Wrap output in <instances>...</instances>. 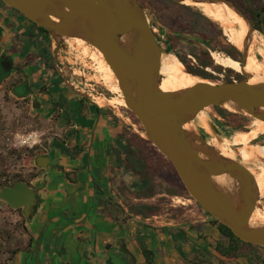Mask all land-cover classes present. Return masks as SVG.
I'll list each match as a JSON object with an SVG mask.
<instances>
[{"label": "water", "instance_id": "obj_1", "mask_svg": "<svg viewBox=\"0 0 264 264\" xmlns=\"http://www.w3.org/2000/svg\"><path fill=\"white\" fill-rule=\"evenodd\" d=\"M1 1L45 29L56 47L55 55L61 44L70 40H84L93 48L111 67L126 108L143 129L139 130L118 110L110 106L109 109L172 164L192 201L243 241L264 248V224L251 223L256 209L264 208L261 205L264 197L260 195L255 175L239 160L222 155L201 132L191 127L200 113L215 107L264 122V81L250 83L252 75L242 71L245 78L240 81L216 83L199 79L200 82L188 88L163 91L161 61L169 52L158 41L139 0ZM170 1L196 7L186 4V0ZM189 1L226 4L246 22L247 44L252 33H257L252 21L232 1ZM240 51L242 60L239 62L245 67L248 45ZM57 69L62 74L58 66ZM77 92L90 99L89 95ZM48 163V157L37 159L41 168L48 169ZM219 177L229 179L230 187L219 185L216 181ZM37 196L38 191L25 182L0 191V199L13 209L23 207L28 219L38 206Z\"/></svg>", "mask_w": 264, "mask_h": 264}, {"label": "crops", "instance_id": "obj_2", "mask_svg": "<svg viewBox=\"0 0 264 264\" xmlns=\"http://www.w3.org/2000/svg\"><path fill=\"white\" fill-rule=\"evenodd\" d=\"M9 15L16 34L37 33L21 16L12 12ZM0 27L12 39L3 21ZM28 51L30 47L23 52ZM61 93L67 105L51 104L48 109L62 114L57 126L65 129L64 141L69 150L61 155L57 147L50 149V164H55L45 188L37 229L61 218L66 222L53 229L67 238L58 242L53 237L49 245L43 243L41 253L46 264L53 263L51 257L58 250L75 255L79 247L86 250L84 264H222L218 245L224 247L225 264H252L244 256V249L237 246L234 250L230 240L211 223L214 218L189 197H183L181 215L170 216L161 200L154 201L156 196H163L162 191L138 195L146 184L131 180L121 166L137 151L139 157L152 159L144 153L145 147L153 149L152 144L111 109L82 100L73 92ZM155 205L165 211L151 213L146 208ZM258 254L264 256V249L259 248ZM71 262L72 258L66 264Z\"/></svg>", "mask_w": 264, "mask_h": 264}, {"label": "rangeland", "instance_id": "obj_3", "mask_svg": "<svg viewBox=\"0 0 264 264\" xmlns=\"http://www.w3.org/2000/svg\"><path fill=\"white\" fill-rule=\"evenodd\" d=\"M140 1L147 11L150 24L154 29L158 41L169 52V54L175 55L184 65L185 69H187L186 65H188L189 67L203 70L209 76V78H203L194 75L198 79L224 83L227 82V79L229 78L233 79V81H240L245 78L243 73L229 66V63L231 62H237L241 65L239 62L242 60L241 51L238 59L230 56L224 48L217 43L219 40H222L221 37L218 38V35H216L217 30L187 8H193L200 14L204 15L200 9L197 7L183 6L170 0ZM255 1L261 4L264 0ZM249 2L250 0H244L246 5H248ZM205 4H208L212 8L246 24L243 18L236 14L226 4ZM242 11L251 20L250 16L244 10ZM11 12L19 16L16 11ZM0 21L4 22V26L7 30L8 28L10 29V27L13 28V25L15 26L6 7L1 3ZM182 21L192 24L193 32L183 33L184 35L181 36V39L185 43L193 42L206 49L212 60V65H202L200 60L193 55L182 57L184 62H186V64H184L180 57L175 54L173 51V44L167 40V27L173 25L176 26L177 23H181ZM8 32L11 35V38L15 39L17 37L16 30L14 31L10 29ZM37 33H35V36L39 37V41H37L36 50H31V54L20 64V67L26 66L33 61L37 53L40 54V68L37 69L34 77L35 79L38 78V81L40 82L36 84V104L33 106L32 99H28L24 103L23 101H19L9 95L7 98H4L3 93L0 92V191L5 187L14 185L20 181L32 182L40 170V167L37 165V159L46 155L51 144L57 139H61L60 135L64 134V130L56 126V116L55 118L53 117L50 119L51 117L49 114L40 111L39 100L41 99L38 100L39 95L43 98V96H46V92L48 93V90L54 91L61 89L68 91L71 90L74 94L80 97L81 95L77 91L87 94L90 96V99L86 98V100L90 102H96L93 95L100 96L97 95L96 92L102 94L105 98H112L115 96L116 100H120L119 97H117V94L115 95L109 90L111 88L116 92L118 84H111L106 87L93 60L89 58L91 53H96L93 48L86 43L82 45L75 40H70L69 42L61 44L57 55H55L56 47L49 35H45L39 31H37ZM257 34L262 38V44L264 45V33L257 30ZM198 36L206 38L208 43L205 45L200 44V42H198ZM3 38L8 42H13L12 39H9V36L5 31ZM223 38L229 42L224 33ZM209 43H213L215 47L209 46ZM86 47L90 50V56L84 54V49ZM18 49L20 50L19 47ZM40 50H43V52H40ZM259 60L264 61V58L259 56ZM57 66L62 72V74L60 73L61 75L58 73L59 70L57 69ZM52 67H54L56 71H54ZM46 70L47 72H50V74L45 73L44 71ZM239 76H241V78H239ZM250 82L253 83L252 81ZM1 90L2 89H0V91ZM101 107L109 109V106L107 105ZM116 107L115 110L121 112L125 117L131 118L132 122L139 130L143 129L140 122L127 108L120 106ZM203 115L207 120L208 128L203 127L199 121L194 122L191 127L201 132L208 142L211 144L214 140L219 143L228 142L229 147L234 151H237L240 146L235 145L232 141V138L235 135L236 138L243 141L252 142L254 152H250V154L252 157L258 156L261 145H264V133L261 130L257 131L252 125V122L254 121L252 118L239 115L246 119L242 118V127L236 128L232 125L226 124V120L218 114L215 108L205 110ZM152 148L153 149L145 147L144 153L156 161L166 160L165 157L154 147ZM260 163V165H250L254 169L253 171L248 165H245L244 163L242 164L250 169L254 175L264 174L260 169L261 167L264 168V159H260ZM155 182L158 191L163 192V196H156L154 201L157 202L161 200L169 210L170 216H177L180 214L179 206H182L181 202L183 201V197H189V195L179 180L178 175H173L168 167L164 166L161 168V171L158 172ZM193 202L195 205L197 204L195 201ZM261 205L264 206V200L261 202ZM58 215L61 216V214ZM41 219L42 215H39V213L36 214L31 220L30 226L34 232L38 231L39 235H44L42 243L49 245V240H52L53 237L54 239H57L58 242L66 240L67 237L62 235L61 231L58 230L55 233L53 229L55 225L59 227L63 222H66L65 220L62 221L61 218H58L57 221L53 220L49 225L46 223L40 230H38L37 224L40 223ZM30 226L28 218L21 208L13 209L0 199V264H46L43 255L38 259H33L27 254L33 251L34 247V240ZM51 230H53V235L50 236L49 233ZM77 247L78 246H76V248ZM85 253L86 250L81 247H79V250L75 255L67 254L60 249L53 256L52 264H66L70 258H72L73 263L75 264H84L86 260Z\"/></svg>", "mask_w": 264, "mask_h": 264}, {"label": "bare ground", "instance_id": "obj_4", "mask_svg": "<svg viewBox=\"0 0 264 264\" xmlns=\"http://www.w3.org/2000/svg\"><path fill=\"white\" fill-rule=\"evenodd\" d=\"M185 3L196 6L206 17L218 23L228 41L237 49L242 50L245 46L248 45L249 53L245 67H242V65L237 62H231L229 63V66L233 67L237 71H240L241 73L242 71H245L251 74L252 78L250 79V81H252L253 83L261 80L264 81V61L259 60V56L264 58V45L262 44V38L257 33H252V35L250 36L251 41L247 44L245 40L246 36L249 34V28L247 24L242 23L221 11L212 8L208 4L193 3L189 0H186ZM75 41L82 45L85 44L84 40L81 39H76ZM84 50V54L90 56V50L87 47ZM89 58L93 60L94 65L97 71L100 73L101 79L106 87L110 86L111 84H118V81L111 67L103 60L101 56L96 53H91V56ZM160 73L162 75L160 87L163 91L166 92L178 91L193 86L197 82H200L198 78L185 71L184 65L173 54H164L162 56ZM109 90H111L115 95L117 94V97H119L120 100H116L115 96L112 98H104L103 96L93 95L96 103L99 106L107 105L114 109L117 108L116 106L126 108V103L119 85L116 91L117 93L111 88ZM203 114L204 113H200L197 120L203 127L208 128L207 120ZM252 125L257 129V131L261 130L264 133V122L260 120H254L252 122ZM232 141L235 145L240 146L237 151H234L232 148H230L228 142L219 143L218 141L214 140V142H212V145L218 148L222 155L235 160H240L241 163L248 165L250 169L252 168L250 166L252 164H261L260 159H264V145H261L258 156L252 157V155L250 154V152H254L252 142L243 141L239 138H236L235 135L233 136ZM260 169L261 172L264 173V168L261 167ZM253 170L254 169L252 168V171ZM255 177L260 195L264 197V174H255ZM216 181L219 185L225 188L230 187V181L227 178L219 177L216 179ZM251 223L252 225L264 224V208L256 209L254 215L252 216Z\"/></svg>", "mask_w": 264, "mask_h": 264}, {"label": "trees", "instance_id": "obj_5", "mask_svg": "<svg viewBox=\"0 0 264 264\" xmlns=\"http://www.w3.org/2000/svg\"><path fill=\"white\" fill-rule=\"evenodd\" d=\"M140 1V0H139ZM235 4H237L242 10H244L253 21L256 29L262 33H264V1L259 4L255 0H250L249 4L246 5L244 3V0H231ZM2 5L6 7L7 12L15 11L12 8L7 7L2 1H0ZM141 3V1H140ZM142 4V3H141ZM190 11H193V13L206 21L210 26H212L215 30H217L218 38H222V40H219V43L221 47L224 48V50L233 58L238 59L240 56V50L237 49L234 45H232L230 42H227L226 39L223 38V30L221 29L220 25L209 19L208 17L200 14L198 11L194 10L193 8H187ZM17 12V11H16ZM19 16L24 18L29 24H31L37 31L42 32L45 35H48L47 31L36 24L32 23L31 21L27 20L24 16H22L19 12H17ZM193 23V22H192ZM194 24V23H193ZM11 30H13L10 27ZM168 33H167V40H169L173 44V51L175 54L180 57L181 61L184 62L182 57H185L186 55H193L196 56L202 65H212V60L210 59L209 53L206 49L198 46L196 43L189 42L185 43L181 36L184 35L185 32H193L192 30V24L182 21L181 23H177L176 26H168L167 27ZM33 33H27L24 34H17L16 41H19V48L20 45H23L24 43H28L29 40L33 39ZM200 44L205 45L208 43V40L206 38H203V36H198ZM21 42V43H20ZM209 46L215 47L213 43H209ZM37 48L36 45H31V50L35 51ZM19 50V49H18ZM21 50V48H20ZM19 50V51H20ZM40 52H43V50H40ZM186 64V62H184ZM187 66V70L192 73L193 75H198L203 78H209L208 74L205 73L203 70L189 67ZM54 71L56 69L52 67ZM241 78V76H239ZM233 79L229 78L227 79V82H232ZM251 83V82H250ZM215 110L218 112V114L223 117L226 120V124L232 125L236 128L242 127V118L237 114L231 113L227 110L215 107ZM246 119V118H244ZM64 149V148H63ZM139 152L137 151L135 153V156L133 158H129L127 156L126 161L124 160L123 165L121 166L122 172L124 174H127L129 172L128 177L134 179L136 182H141L143 184H146V187L141 189L137 194L138 195H145V196H151L155 194L158 191L157 185L155 184V179L158 174V172L161 171V168L164 166H167L168 169L171 171L173 175H177L174 167L170 164L169 161L166 160H160L156 161L150 158H141L139 157ZM124 183V181L122 182ZM147 209L151 211V213H161L165 211V208H161L158 206H146ZM208 215V213H206ZM214 225L217 226L218 230L221 232L222 235L226 236L230 240L231 246H233L234 250H236V247L238 246L242 250L244 249V256L248 259V261L252 264H264V256L258 254V249H264L262 247L253 245L252 243H249L247 241H243L240 237H238L230 228L220 223L218 220L213 219L212 222ZM218 254L220 255L218 258L222 264L226 263V259L224 258L225 251L224 247L222 245H218L217 249Z\"/></svg>", "mask_w": 264, "mask_h": 264}, {"label": "flooded vegetation", "instance_id": "obj_6", "mask_svg": "<svg viewBox=\"0 0 264 264\" xmlns=\"http://www.w3.org/2000/svg\"><path fill=\"white\" fill-rule=\"evenodd\" d=\"M4 23V22H3ZM4 31L3 28L0 27V89H2L0 92L3 93V97L7 98L8 95L11 97L16 98L17 100H21L24 103L28 100V99H32L33 102V106L36 104L37 100H35L36 95H35V90H36V84L40 83L38 81V78L35 79V73L37 72V69L40 68V64L41 62H39V57L40 54L37 53V55H35L33 61L30 64H27L26 66L20 67V64L25 60V58L30 55L31 53H24V49L26 47H30L31 45H36L37 46V41H39V37L35 36V33L33 34V39L29 40L27 46L25 45H20L21 50H18L19 47V41L17 42V39L12 38L13 42H8L6 41V39L3 38L4 36ZM15 31V30H14ZM18 34V32H17ZM39 34V33H37ZM21 43V42H20ZM38 57V58H37ZM37 61V62H35ZM45 73H49L44 71ZM60 74V72H58ZM48 75V74H47ZM61 75V74H60ZM61 91H68V90H48V93L46 92V100H42L45 99L44 97L42 98L41 95L38 96V100L40 103V111L41 112H46L47 114L50 115V119H52L53 117L55 118V116L57 117L56 119V124L59 121L60 117H62V114H56V110L54 109L53 112H49V105L52 104V106H62L65 107L67 105V98L65 97V95L63 93H61ZM69 92H72L71 90ZM97 95H99L96 92ZM76 95V94H74ZM78 96V95H76ZM40 97V98H39ZM80 97V96H78ZM82 100H86V97L82 96L80 97ZM59 100V101H57ZM64 119L67 120V115L64 114ZM57 126V125H56ZM64 130V134L60 135L61 139H57L56 141H54L49 150L47 151V154L42 156V157H48L49 158V152L50 149L52 147H57L60 150V154L63 155L65 154L69 149L65 146V141L64 138L66 136V132L65 129ZM63 140V141H62ZM64 148V149H63ZM77 153H79V150H76ZM40 163H45V160H39ZM54 162L52 164H50V159H49V163H48V169H44L40 167V170L37 173V176L35 177V179L32 182H25V181H20V182H25L28 183L30 185L31 188H33L34 190L38 191V206L35 209L34 214L32 215V217L30 219H28L29 222V226H30V222L33 219L34 216H36V214L39 213V215H41V211L43 208V205L45 203V199H44V192H45V188L47 187V183H48V178L49 175H52V166H54ZM18 182V183H20ZM16 183V184H18ZM14 184V185H16ZM14 185L8 186V187H12ZM20 209V208H18ZM25 214L24 208H21ZM30 230L32 232L33 235V240H34V247H33V251L27 253L29 255V257L33 258V259H38L40 257H42V253H41V247L43 245L42 240H43V236L42 234L39 235V232L36 231L34 232L32 227L30 226ZM44 259L45 256L43 255ZM51 260H53V258L51 257Z\"/></svg>", "mask_w": 264, "mask_h": 264}, {"label": "built area", "instance_id": "obj_7", "mask_svg": "<svg viewBox=\"0 0 264 264\" xmlns=\"http://www.w3.org/2000/svg\"><path fill=\"white\" fill-rule=\"evenodd\" d=\"M100 95V94H99Z\"/></svg>", "mask_w": 264, "mask_h": 264}]
</instances>
